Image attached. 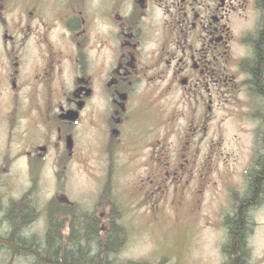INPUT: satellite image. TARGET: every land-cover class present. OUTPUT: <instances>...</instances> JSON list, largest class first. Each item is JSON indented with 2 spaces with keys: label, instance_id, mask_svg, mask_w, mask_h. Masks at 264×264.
<instances>
[{
  "label": "flooded vegetation",
  "instance_id": "obj_1",
  "mask_svg": "<svg viewBox=\"0 0 264 264\" xmlns=\"http://www.w3.org/2000/svg\"><path fill=\"white\" fill-rule=\"evenodd\" d=\"M263 29L262 0H0V220L29 204L22 236L33 247L51 225L68 237L96 219L100 237L120 234L112 264H153L124 255L123 180L154 209L195 211L217 185L218 208L234 209L264 152L242 189L219 164L231 147L264 150L252 73ZM15 163L32 187L19 198ZM76 166L98 182L90 206L70 200ZM42 172L54 195L39 207ZM0 264L40 263L0 240Z\"/></svg>",
  "mask_w": 264,
  "mask_h": 264
},
{
  "label": "rangeland",
  "instance_id": "obj_2",
  "mask_svg": "<svg viewBox=\"0 0 264 264\" xmlns=\"http://www.w3.org/2000/svg\"><path fill=\"white\" fill-rule=\"evenodd\" d=\"M254 152L234 147L224 151L225 156L219 164L220 172L229 169L231 171L229 180L238 189H242V183L247 179L245 170L248 168L249 159H252L254 154L255 160H258L264 150ZM23 167V163H15L11 171L7 172L15 175L10 190L15 198H19L24 189L29 191L32 188L28 178L22 174ZM98 169L92 167L93 173L90 174L99 175ZM41 174L43 178L37 182V190L34 188L31 191L35 192V205L39 207L50 204L54 195L52 182L45 178L44 172ZM70 180V200L77 206L92 205L98 189L96 179L90 177L84 167L76 166ZM131 181L130 177L123 180L116 192L122 213L125 256L136 259L146 257L153 260V264L158 260H164L165 264H226L224 252V245L228 241L226 220L232 216L234 209L232 207V210L230 205L225 210L218 208L220 202L225 199L226 189L223 186L217 185L213 194H208L200 208H196L195 211L187 208L179 212L165 203L155 209L149 205H140V199L131 193V187L134 186ZM251 220L252 231L247 240L249 261L251 264H264V202L252 212Z\"/></svg>",
  "mask_w": 264,
  "mask_h": 264
},
{
  "label": "trees",
  "instance_id": "obj_3",
  "mask_svg": "<svg viewBox=\"0 0 264 264\" xmlns=\"http://www.w3.org/2000/svg\"><path fill=\"white\" fill-rule=\"evenodd\" d=\"M264 5V0H262ZM264 36V29L262 32ZM254 85L256 91L264 98V48L259 46L252 65ZM264 115V108L262 111ZM264 137V134H263ZM251 174L250 186L247 191L235 200L232 216L226 220L228 227V241L224 245L226 264H251L250 251L247 240L252 231L251 214L258 204L264 201V156L257 162ZM18 202L0 220V240L8 248V252L20 251L31 253L40 264H112L110 256L118 251L120 234L115 227L107 233L105 238L99 236L95 220H85L82 223V232L78 230L70 236H65L63 226L51 225L45 246L36 245L29 247L23 238L24 225L30 217L26 206ZM86 241V242H85ZM85 243V247H82Z\"/></svg>",
  "mask_w": 264,
  "mask_h": 264
}]
</instances>
